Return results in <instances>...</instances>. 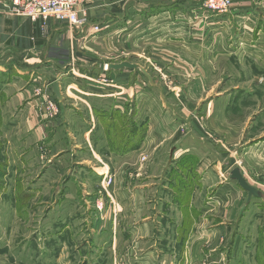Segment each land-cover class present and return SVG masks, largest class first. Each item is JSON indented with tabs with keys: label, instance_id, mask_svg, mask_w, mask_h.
<instances>
[{
	"label": "crops",
	"instance_id": "crops-1",
	"mask_svg": "<svg viewBox=\"0 0 264 264\" xmlns=\"http://www.w3.org/2000/svg\"><path fill=\"white\" fill-rule=\"evenodd\" d=\"M84 7L87 25L78 30L55 20L43 30L40 21L16 16L0 18V145L10 147L11 157L22 168L27 163L29 145L36 142H51L58 147L53 156L57 161L121 160L125 165V160L137 154L152 155L154 144L159 148L164 142L179 141L177 149L183 159L196 158L197 173L202 177L198 191L201 197L220 184L222 158L229 147H242L240 154L246 163L264 167L261 148L243 149V139L252 132L258 111L255 106L246 108L238 97L250 98L255 92L237 86L225 89L224 83L221 86L227 77L234 76L236 65L242 69L264 64V0H232V8L226 14L211 13L193 0H87ZM128 34L140 50V44H144L158 51L153 54L156 61L148 62L156 77L168 78L169 87L163 89L160 80L159 84L149 82L151 87L147 90L137 88L138 93L128 89L126 97L120 92L115 97H99L95 92L97 85L86 78L103 75L106 64L125 61ZM231 65L235 66L227 67ZM68 66H75L78 75L71 70L65 72ZM108 76L119 86L143 80L138 72L130 70H111ZM156 77H152L154 81ZM76 79L80 83L86 81L89 88H80ZM37 81L40 84L34 87L48 84L53 96V85L60 83L63 105L52 123L41 122L33 114L34 105L40 101L31 102L26 85ZM164 90L178 98L179 102L175 100L180 108L176 110L168 101L167 106L160 105ZM189 106L194 108L191 119L185 112ZM179 109L184 117L178 114ZM247 109L252 112L251 117L242 115ZM125 112L135 114L133 120L139 129L143 127L139 150L127 155ZM194 118L202 119L207 128L219 135L220 141L213 142L223 148L221 159L211 160L212 152L221 150L219 146L211 149L201 134H174L178 129L191 128V122L196 123ZM6 129L11 134H6ZM84 149L88 152L82 156ZM168 159L173 160L172 156ZM193 205L203 207L198 199L190 202V208ZM201 214L204 217V211Z\"/></svg>",
	"mask_w": 264,
	"mask_h": 264
},
{
	"label": "rangeland",
	"instance_id": "rangeland-1",
	"mask_svg": "<svg viewBox=\"0 0 264 264\" xmlns=\"http://www.w3.org/2000/svg\"><path fill=\"white\" fill-rule=\"evenodd\" d=\"M130 35H125V61H137L135 64L156 77L148 59L156 61L153 54L158 51L144 44L140 50ZM71 69L68 66L64 71ZM234 69V76L221 86L255 92L250 98L238 97L246 108L255 106L258 111L252 132L243 139V149L259 147L262 153L264 79L257 78H264V64L242 69L236 65ZM138 73L143 80L136 83L142 82L143 87L134 81L122 86L136 93L137 88H150L148 79ZM159 78L157 75L153 82L161 80L163 89L169 87L167 77ZM39 84L26 85L31 102L38 101L34 86ZM78 84L87 86L86 81ZM159 98L161 106L169 102L176 110L181 107L178 98L165 90ZM62 105L63 101L59 102L60 113ZM37 106L33 107L35 118L45 121ZM151 106L154 109L153 100ZM192 110L189 106L185 111L190 119ZM178 114L184 117L181 110ZM251 114L247 109L242 115ZM128 116L133 115L125 112V118ZM194 122L191 128L174 134H201L211 149L219 146L213 142L220 141L217 133L202 119L194 118ZM10 129L6 134H11ZM136 133V121L132 125L125 119V155L139 150L137 137H132ZM50 143L29 145L24 169L11 157L10 147L0 145V264H264V201L252 198L247 204V193L230 180L231 171L240 168L247 182L264 193V167L246 163L240 154L242 147L228 146L220 184L200 197L202 177L197 173L196 158L183 159L177 149L179 141L164 142L159 148L154 144L152 155L137 154L125 160V165L121 160L57 161L53 156L59 148ZM219 149V153L212 152V161L221 159L223 148ZM82 152L85 156L88 149ZM171 156L173 160L168 159ZM196 199L203 207L190 208Z\"/></svg>",
	"mask_w": 264,
	"mask_h": 264
},
{
	"label": "built area",
	"instance_id": "built-area-1",
	"mask_svg": "<svg viewBox=\"0 0 264 264\" xmlns=\"http://www.w3.org/2000/svg\"><path fill=\"white\" fill-rule=\"evenodd\" d=\"M205 10L214 14H226L232 8V0H194ZM87 0H0V18L2 17H24L33 22L40 21L43 30H46L51 20L66 23L72 30H78L87 25V10L84 5ZM72 66L71 72L78 75ZM109 64L104 65L103 75L86 80L93 85H97L95 91L99 97H115L118 92L122 97H126L128 89L125 86L116 84L113 78L108 76ZM166 80V77H163ZM143 87L142 82L136 83ZM34 96L38 98L42 119L52 123L60 114L59 104L55 101L50 87L36 86ZM116 91V92H115ZM111 178L108 180V184Z\"/></svg>",
	"mask_w": 264,
	"mask_h": 264
},
{
	"label": "water",
	"instance_id": "water-1",
	"mask_svg": "<svg viewBox=\"0 0 264 264\" xmlns=\"http://www.w3.org/2000/svg\"><path fill=\"white\" fill-rule=\"evenodd\" d=\"M109 69L114 71H121V70H130L135 72L140 71L148 79V81L153 84L152 76L144 67L140 66L139 64L123 61L121 63L110 64ZM53 93L59 102L63 100L60 83L56 82L53 85ZM230 180L237 182L239 187L247 193L248 196L247 204L251 202L252 198L262 199V201H264V193L259 189H257L256 187L251 186L247 182L240 168H235L231 171Z\"/></svg>",
	"mask_w": 264,
	"mask_h": 264
},
{
	"label": "trees",
	"instance_id": "trees-1",
	"mask_svg": "<svg viewBox=\"0 0 264 264\" xmlns=\"http://www.w3.org/2000/svg\"><path fill=\"white\" fill-rule=\"evenodd\" d=\"M55 101L59 104V101L57 99ZM133 116H135V114H133ZM133 116L132 117L128 116L127 118H125L132 125H134V120H133L134 118H133ZM136 127H137V133L136 134H133L132 137H137L138 140H137V145L136 146L139 147L141 145L142 140H143V132H142L143 131V127L141 126L140 129H139L137 124H136ZM189 158H191V157H189Z\"/></svg>",
	"mask_w": 264,
	"mask_h": 264
}]
</instances>
